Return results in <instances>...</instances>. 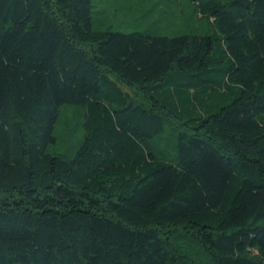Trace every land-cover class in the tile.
I'll return each instance as SVG.
<instances>
[{"label":"trees","instance_id":"obj_1","mask_svg":"<svg viewBox=\"0 0 264 264\" xmlns=\"http://www.w3.org/2000/svg\"><path fill=\"white\" fill-rule=\"evenodd\" d=\"M152 1L0 0V264H264V0Z\"/></svg>","mask_w":264,"mask_h":264},{"label":"rangeland","instance_id":"obj_2","mask_svg":"<svg viewBox=\"0 0 264 264\" xmlns=\"http://www.w3.org/2000/svg\"><path fill=\"white\" fill-rule=\"evenodd\" d=\"M93 4L96 11L103 10L101 14L95 15L94 25L100 28L108 27L112 31L127 33L148 30L153 34L160 35H175L183 32L215 34V29L204 22H194L188 25L180 23L181 20L178 17L162 18L157 10L151 12L154 4L152 0H94ZM149 9L150 12H147ZM62 116L71 124H78L81 119L79 113L74 112L64 111ZM75 133L79 134V130ZM66 149L67 146H61V150ZM67 154H70L69 150Z\"/></svg>","mask_w":264,"mask_h":264}]
</instances>
